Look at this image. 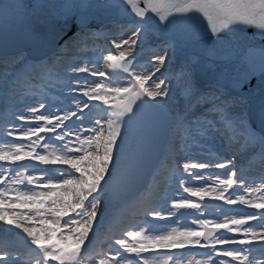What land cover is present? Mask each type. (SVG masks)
Returning <instances> with one entry per match:
<instances>
[{
	"label": "snow or ice",
	"instance_id": "snow-or-ice-1",
	"mask_svg": "<svg viewBox=\"0 0 264 264\" xmlns=\"http://www.w3.org/2000/svg\"><path fill=\"white\" fill-rule=\"evenodd\" d=\"M240 154L264 164V0H0V264H264Z\"/></svg>",
	"mask_w": 264,
	"mask_h": 264
},
{
	"label": "rangeland",
	"instance_id": "rangeland-1",
	"mask_svg": "<svg viewBox=\"0 0 264 264\" xmlns=\"http://www.w3.org/2000/svg\"><path fill=\"white\" fill-rule=\"evenodd\" d=\"M97 43H98L99 46H102V47L105 46V41L103 39L99 40ZM107 46L111 47V44L109 43ZM90 47H91V45H90ZM113 53L115 54V49L114 48H113ZM88 55H90V53H88ZM84 58H86V57H84ZM47 86H48V80H47L46 75L43 74V73L38 74L36 76L34 82L31 85V87L34 88L37 91H39L41 89H46ZM211 147H212L213 154H215V150H216L215 146H211ZM166 148H167V146L163 147V149L161 151L160 158H159V161H161L163 163V165H164L165 161L167 160L163 156L164 155V151H165ZM249 156H250V154H240V155H238L237 160H236V167H237V169H243L245 171V174L248 175L249 177H259L260 173L254 175L252 172L250 174V173H248L246 171L247 167L245 165V162L247 161ZM170 158H171V163H173L172 153H171ZM171 165L172 164H170V163L167 164V166H170V167H171ZM162 167L163 166L161 165V168ZM169 168H167V169H169ZM215 171H218L220 173L221 178L224 177L223 170H215ZM153 175H154V172H152V174H151V178H150L146 188L144 189L145 191L143 190V192L141 194H139L135 199H133L131 201H129V199H127L129 202L128 201L126 202L125 200H123V201H121V204L118 203L117 207L115 209H113V205L112 204H113V200L115 199L114 198L112 200L111 204L109 205L108 209L106 210L108 215L110 217L111 216H120L125 211H128L129 209H131L134 206L136 199L138 197H140L144 192H146L147 188L149 189L150 184H151L152 179H153ZM166 177H167V172L165 173V176L163 177V179L161 181L167 182ZM209 183H211V180H209ZM196 185H197V182L193 181L190 186H196ZM173 191H176V189L174 188ZM175 195H176L177 198H179V197H188V194L184 193L182 189H179L178 192L175 193ZM188 198L189 199H193L194 201L196 200V198H192V197H188ZM204 203L206 204V212L210 214L208 218H212V216L216 215V213H215L216 206L218 204H221L222 202L221 201H216V200L212 199L211 197H205ZM231 207H232V210H238L239 208H244L245 211L248 210L244 206H231ZM181 211H184V210H181ZM191 219H192V215H184V216H180L179 217V221H180V223L182 225L183 224L190 225L191 224ZM137 221H138V218H135L130 223H135ZM159 223L162 224L163 226H165L166 228H171V227L176 226V220L175 219L166 220V221H163V222L159 221ZM108 234H109L108 232L101 231V234L99 235L100 238H98V243L99 242H104L107 239ZM195 258L198 259L199 257H195Z\"/></svg>",
	"mask_w": 264,
	"mask_h": 264
},
{
	"label": "bare ground",
	"instance_id": "bare-ground-1",
	"mask_svg": "<svg viewBox=\"0 0 264 264\" xmlns=\"http://www.w3.org/2000/svg\"><path fill=\"white\" fill-rule=\"evenodd\" d=\"M164 158L165 159H167L166 161H165V163H164V165H163V163L161 162V161H159L158 162V164H157V166H156V169L154 170V175H153V179H152V182H151V184H150V187H149V189L147 188L146 189V192H144L142 195H147L151 190H153V188H154V181H156V182H160L162 179H163V177L165 176V173L167 172V168H169L170 166H167V164H172L171 163V158H170V156H171V153H170V151H168V149L166 148L165 149V151H164ZM161 165L163 166L162 168H161ZM246 171L248 172V173H250L251 174V172L254 174V175H256V174H258V173H260L261 174V171H251V170H248V169H246ZM259 181H257V183H258ZM145 191V190H144ZM176 192H178V191H173V193H172V195H175V193ZM141 195V196H142ZM126 197V195H124V196H122V197H115V199L113 200V209H115L116 207H117V205H118V203L119 204H121V201H123V199H126L125 198ZM132 206V205H131ZM136 217H134L133 215H131V213L128 215V217H127V219H128V222L130 223L132 220H134ZM163 222V221H162ZM170 229V228H169ZM101 231H105V232H108L106 229H101ZM98 238H100V236L98 237Z\"/></svg>",
	"mask_w": 264,
	"mask_h": 264
},
{
	"label": "water",
	"instance_id": "water-1",
	"mask_svg": "<svg viewBox=\"0 0 264 264\" xmlns=\"http://www.w3.org/2000/svg\"><path fill=\"white\" fill-rule=\"evenodd\" d=\"M253 31L254 30L249 29L247 35L249 37H251V34H252ZM256 42L259 43V36H256ZM245 165H246L248 170L255 171V172L256 171H261V169L264 168V164H262L260 158L258 156H256V155H254V154H250V156L248 157L247 161L245 162ZM150 175H151V173L145 175V177L143 179V183L140 186V191L133 192V193H128L127 195L129 197H133V196H136L139 192H141L144 189V187L146 185V182H147V180H148Z\"/></svg>",
	"mask_w": 264,
	"mask_h": 264
}]
</instances>
